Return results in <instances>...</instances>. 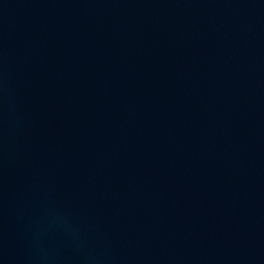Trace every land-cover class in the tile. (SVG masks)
<instances>
[{"label":"water","instance_id":"water-1","mask_svg":"<svg viewBox=\"0 0 264 264\" xmlns=\"http://www.w3.org/2000/svg\"><path fill=\"white\" fill-rule=\"evenodd\" d=\"M0 264H264V0H0Z\"/></svg>","mask_w":264,"mask_h":264}]
</instances>
